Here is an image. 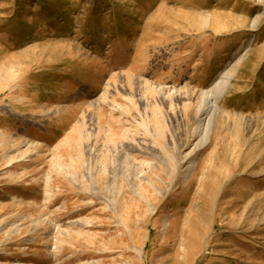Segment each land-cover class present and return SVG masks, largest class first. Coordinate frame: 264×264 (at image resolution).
<instances>
[{"label":"rangeland","instance_id":"rangeland-1","mask_svg":"<svg viewBox=\"0 0 264 264\" xmlns=\"http://www.w3.org/2000/svg\"><path fill=\"white\" fill-rule=\"evenodd\" d=\"M0 264H264V0H0Z\"/></svg>","mask_w":264,"mask_h":264},{"label":"bare ground","instance_id":"bare-ground-1","mask_svg":"<svg viewBox=\"0 0 264 264\" xmlns=\"http://www.w3.org/2000/svg\"><path fill=\"white\" fill-rule=\"evenodd\" d=\"M215 106H216V104H215ZM215 106L211 109V110H209V116H208V120H207V122L206 123H201L202 124V126L204 125V129L202 130V131H200V135H199V138H200V140H201V143L204 141L205 142V138H206V136H207V133H208V131H209V126H210V122H211V120H212V118H213V116H214V113H215ZM208 114V113H207ZM204 118V117H203ZM202 122V121H201ZM207 140V139H206Z\"/></svg>","mask_w":264,"mask_h":264}]
</instances>
